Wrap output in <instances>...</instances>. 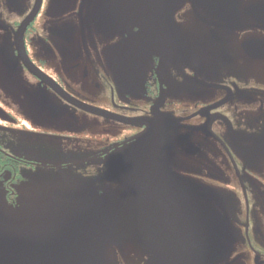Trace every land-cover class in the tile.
I'll return each mask as SVG.
<instances>
[{"label":"flooded vegetation","instance_id":"af4514ba","mask_svg":"<svg viewBox=\"0 0 264 264\" xmlns=\"http://www.w3.org/2000/svg\"><path fill=\"white\" fill-rule=\"evenodd\" d=\"M50 3L0 0V46L23 74L8 75L30 85L0 104L2 135H43L58 164L45 184L40 141L0 142V264H264V0ZM74 123L120 137L83 142ZM184 141L215 184L180 181ZM174 173L184 186L162 180ZM72 175L100 179L93 248Z\"/></svg>","mask_w":264,"mask_h":264},{"label":"rangeland","instance_id":"374dc122","mask_svg":"<svg viewBox=\"0 0 264 264\" xmlns=\"http://www.w3.org/2000/svg\"><path fill=\"white\" fill-rule=\"evenodd\" d=\"M50 5H52V0H51ZM8 53L6 52L5 47L0 46V104H2L5 107L7 105L17 106L21 104L20 103L21 101L24 102L23 99L25 98L27 94V91H25L24 87L30 86L24 76L21 78L22 83H20V82H16L10 75H8V72L9 73L14 72V74L18 77H21L23 75L21 67H19L16 62V58L14 56L9 57ZM66 57H70V53H67ZM9 78H11V80ZM79 123L73 124L74 125L73 128H75V130L73 131L72 135H73V138H75L76 136L80 137L81 139H83V142H84V138L93 140L95 137H98L96 139H98L99 141L105 140V142H108V141L112 142L114 138L120 137V136H116L115 134H114L115 136H110V134L113 135L111 131H105V129H103L102 131L100 128L96 129L95 126H93V124H89V123L86 125L85 123H83V131L78 133L76 129ZM7 129H10V128H7ZM92 130H98V132L92 133ZM3 132H5L4 128H0V142L3 143V142L10 141L12 143V148L15 151L21 150V152H18L20 154H25L24 151H26V148L21 149L22 145L35 144V143L37 144L40 141L39 143H41L43 146L41 145L42 149L37 146L38 148L35 149L36 150L35 156L37 157V160L42 165H48L47 167L44 168L46 169V172H45L46 175L43 179V182L45 184H48L51 178L57 177V175L55 176L52 175L54 174L55 171L52 167H49L50 164H53L55 166L58 164L56 162L57 161L56 155L53 153V150L56 151V148L46 144L48 138L44 137L41 134L39 135L34 131L32 132L33 134H30V132H28L23 135H19L16 132L9 131L7 133L9 135L8 136L6 135V137L2 135ZM123 139L121 138V140ZM209 144H206L209 150H214L215 147L210 146ZM140 146H142V143H134L133 145L126 146L125 148L126 149L128 148L127 150L129 151H138V147ZM179 147H180V150H182L183 152L182 154L178 153V155H181V158H178V162H180L181 160L183 162L182 166L184 167V172L180 170L183 173H179V175H182L180 177V181L182 183H195V184L204 181L205 184H209V185L215 184L209 173H205V174L202 173L203 172L202 170H206L207 166H210L209 160L206 158V155H204L203 153H199L201 156L204 155L205 157H199L197 159V155L194 152L196 150L193 151V144H191L190 142L184 141L182 144H179ZM171 149H172V146L169 143L166 147V152L164 153L165 159L171 156V152H172ZM130 156L125 159L129 160ZM137 157L138 155L135 154L134 159ZM172 157H174V154L172 155ZM71 160L73 161L74 159H71ZM195 165L199 166V169L202 171L201 173L193 172V166ZM97 177L98 176L94 177V175H83V177L78 176V175H75V176L72 175L68 180V183L71 185L77 184V183L81 184L83 182V190L90 189L89 191H83V210H84L83 213H85L86 211H89L88 208H93V206L95 207L98 206L99 201L101 200L100 196L98 195L96 191L97 182L100 181V179L96 180ZM162 180L164 181L167 180V182H171L175 185L180 183L179 179L176 177V173H174L173 175H169L168 177H165ZM180 185L184 186L181 183ZM72 186H75V185H72ZM199 190L203 191V192L196 191L199 195L202 196L200 200L201 201L206 200L205 201L206 203H203V204L201 203V206H207L208 201L211 199V197H209L208 194L204 193V191L206 192V190H202V189H199ZM1 204L2 203L0 199V206ZM210 214L211 213H208V207H207V215H210ZM214 220H215V224L220 228V230L223 233L227 231L228 227L224 219L221 216L216 215L215 212H214ZM127 261L133 262L130 259ZM104 264H116V263L115 262L112 263L107 258V260L105 259Z\"/></svg>","mask_w":264,"mask_h":264},{"label":"water","instance_id":"95a60500","mask_svg":"<svg viewBox=\"0 0 264 264\" xmlns=\"http://www.w3.org/2000/svg\"><path fill=\"white\" fill-rule=\"evenodd\" d=\"M69 0H52V5H50L51 8H58V7H63L66 5V3ZM98 113V112H97ZM89 211H86L83 213V221L87 223L86 226V237H83V241L85 242L83 244V248L87 245L89 248H93L92 245L86 244L90 243L91 241H98V238L92 235V232L96 231L98 228V221L99 220V215L101 214L99 207L93 206V208H88ZM84 211V210H83ZM94 256H97L96 253L90 252Z\"/></svg>","mask_w":264,"mask_h":264}]
</instances>
